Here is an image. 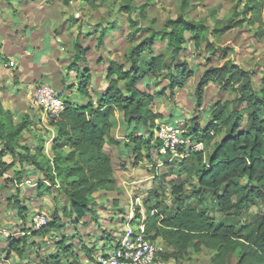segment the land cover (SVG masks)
<instances>
[{
	"label": "rangeland",
	"instance_id": "rangeland-1",
	"mask_svg": "<svg viewBox=\"0 0 264 264\" xmlns=\"http://www.w3.org/2000/svg\"><path fill=\"white\" fill-rule=\"evenodd\" d=\"M181 2L182 0H0V84L4 86L7 83L9 86L13 78H21L25 85V82H29L30 88L23 91L22 95L27 96L25 99L31 100L34 106L30 102L26 103V100L24 106L38 115L41 110L34 103L35 86L32 84L47 83L66 103L75 106L90 104L96 108L98 98L108 86L106 69L109 62L124 64L125 70L130 68L126 58L129 48L148 34V31L139 33L140 29L152 25L156 31H170L165 28V23L179 16L198 27L195 38L190 32H183L185 40L175 62L194 70L183 88H176L171 92L163 77L150 78L137 84V88L152 95L149 108L158 116L153 125L141 131V135L151 144L148 159L144 158L139 164H133L134 155L125 146L129 141L123 115L117 111L111 117L112 127L108 137L114 142H107L103 150L111 158L118 189L98 191L93 195L96 203L95 217L87 216L77 230H73L77 227V222L71 223L61 217L62 228L52 229L35 238L29 236L21 241L20 230L32 228L31 221L36 212H41L52 220L53 212L60 213L67 205L62 184L59 181L55 184L46 182L43 174L29 161H13L12 167L0 175V264H44L54 253L61 259L74 260L77 257H69L73 251L78 253V258L81 256L84 259L85 249L81 250V246L87 249L97 247L94 252L97 253L105 243L114 244L126 224L134 227L137 222L144 221L146 209L157 203L154 191L164 194V198L160 199V208L154 209V213H171L175 203L170 195V187L185 177V205L206 209L216 223L224 222L238 228L245 224H255L264 215L262 202L234 216L217 211L210 191L202 193V202L196 199L191 188L196 185V181L191 178L190 173V164L195 160H185L190 150H199L195 139L187 133L195 125L202 129L213 119L217 109L221 111L220 121L225 120L233 109V100L238 96L235 88L224 91L219 84L209 83L198 97L196 91L199 78L205 69L229 60L251 75L256 90L261 88L264 72V8L261 23L250 25L243 20L249 16L243 14L249 0H190L184 7ZM124 6H127V10L123 9ZM143 7L145 12L141 14L140 9ZM102 32L105 36L102 45H99L98 38ZM132 32H138L135 40L129 39ZM28 33L29 43L38 47L43 42V47L40 51L31 47L23 56L18 54L14 57L17 51L23 52L21 47L24 44L20 42ZM75 36L79 37L81 46L87 48L79 61L75 59L73 51ZM153 49L154 55L162 54L165 61H170L173 47L169 45L168 37L157 38ZM21 60L26 61L25 68L28 67L27 72L23 73L24 77L18 74L25 70ZM8 61H11L10 65L14 61V66L6 67ZM34 63L37 68L36 73L32 74ZM119 85L123 88L124 82L120 81ZM11 92L16 94L15 89ZM247 110L245 104L238 107V111L243 114L242 127L245 125ZM28 117L25 119L29 124L23 131V143H20L29 149L30 157L35 154V147L45 143L44 152L35 158L43 168L48 167L47 159L53 157L49 151L52 131L43 125L48 124V119L44 115L45 119L40 120L43 124L39 126L37 120ZM173 124L178 130L173 139L174 144L169 150L163 146L158 149L164 138L162 131ZM220 138L219 135L216 140ZM179 147H183L182 152L178 151ZM210 150V146L205 147L204 155ZM24 152L25 150L18 149L19 155L24 156ZM4 160L11 162L10 155L6 154ZM37 180H41V183L37 184ZM20 210H25L26 213L13 221V214L17 215ZM85 229L88 230L86 234ZM105 230L106 233H114L112 240L103 239ZM10 239L18 240L19 247H24L21 256L15 251L11 255L6 254L7 247L12 242L8 243ZM60 240H63L62 243ZM106 251L105 248L102 252ZM169 251L171 250H166ZM214 253L207 249L200 252L189 249L183 258H170L167 264H211ZM6 257H13V260H7ZM238 259L239 255L233 254L227 264H237Z\"/></svg>",
	"mask_w": 264,
	"mask_h": 264
},
{
	"label": "trees",
	"instance_id": "trees-1",
	"mask_svg": "<svg viewBox=\"0 0 264 264\" xmlns=\"http://www.w3.org/2000/svg\"><path fill=\"white\" fill-rule=\"evenodd\" d=\"M189 1L182 0L181 6L188 5ZM263 8L264 0H249L243 10V14L249 15L243 19L244 22L250 25L261 23ZM123 9L127 10V6ZM144 12L143 7L140 13ZM165 28L170 31H156L152 25L139 30V33L148 31V34L129 48L126 56L130 64L128 70L117 61L109 62L106 69L108 86L98 98L96 108L90 104L75 106L64 101L63 111L48 119L54 131L49 147L53 157L47 159L48 167L43 168L35 158L44 152L43 145L35 147V154L30 157L29 149L20 143L21 133L29 121L14 122L9 111L0 103V175L12 167L13 161H29L43 174L46 182L55 184L59 181L62 184L63 196L67 200V205L60 213L53 212L52 220L43 213L36 212L45 216L46 225L36 229L31 221V229L20 230L23 233L20 235L21 241L29 236L35 238L52 229L62 228L61 217L71 223L80 222L87 216L95 217L96 203L93 195L98 191L118 189L111 158L103 150L107 142H114L108 135L112 127L111 117L117 111L122 113L125 130H128L129 144L125 146L134 155L133 164H139L144 158L148 159L151 144L141 135V131L153 125L158 116L149 108L152 95L137 88V84L150 78L163 77L168 82L167 88L173 92L176 88H183L194 74V70L185 64L175 62L185 40L183 32L188 31L195 38L198 27L179 16L168 20ZM104 36L102 32L98 38L99 45H102ZM137 36L138 32H132L129 39L135 40ZM162 37H168L169 45L173 47L169 62L165 61L162 54L154 55L153 44L157 38ZM86 50L81 46L79 37L75 36V59L79 61L83 58ZM120 81L124 82L123 88L119 85ZM209 83L219 84L224 91L235 88L238 96L233 100V109L225 120L220 121L221 111L217 109L213 119L202 129L195 125L187 133L197 144L202 145L201 149L190 150L185 154V160H195L190 164L191 178L196 181V185L191 187L192 193L202 202V193L210 191L218 212L238 216L258 202L264 204V72L261 88L256 90L251 75L227 60L203 71L196 91L198 97ZM243 104L247 105L248 110L242 127L244 119L238 107ZM171 126L177 128L174 124ZM219 135L221 138L216 140ZM161 146L169 150L164 140L159 143L158 149ZM208 146L211 150L204 155V148ZM18 149L25 150L24 156L19 155ZM182 149L183 147H179L178 151L182 152ZM6 154L10 155L11 162L4 160ZM185 180L186 177L170 187V195L175 203L171 213H154V209L160 208V199L164 198V194L154 191L157 203L146 209L145 219L141 222L150 239H160L166 250H171L163 253V258L180 259L189 249L194 252L207 249L215 252L211 264H227L233 254L239 255L237 264H264V215L255 224H245L238 228L224 222L216 223L206 209L185 205ZM36 183H41V180ZM24 211L20 210L17 215L21 217ZM63 240L59 242L62 243ZM11 241L12 239L9 240ZM21 243L24 245V242ZM111 245L103 249L108 250ZM23 248L19 247L18 240L9 243V250L15 251L19 256L23 254ZM85 249L90 257V250ZM91 250H95V247ZM49 258L44 264H53L60 259L56 254Z\"/></svg>",
	"mask_w": 264,
	"mask_h": 264
},
{
	"label": "built area",
	"instance_id": "built-area-1",
	"mask_svg": "<svg viewBox=\"0 0 264 264\" xmlns=\"http://www.w3.org/2000/svg\"><path fill=\"white\" fill-rule=\"evenodd\" d=\"M12 65V63H11ZM34 103L47 119L57 115L64 109V100L53 87L41 83L34 87ZM163 130V129H162ZM178 130L173 126L165 127L162 131L164 144L170 147ZM199 149L201 144H197ZM32 221L36 229L46 225L47 219L43 214H36ZM166 252L160 239L152 240L144 232L143 224L132 227L130 224L122 230L116 242L106 252L92 255L91 259L74 261L70 258H60L54 264H167L162 254Z\"/></svg>",
	"mask_w": 264,
	"mask_h": 264
},
{
	"label": "crops",
	"instance_id": "crops-1",
	"mask_svg": "<svg viewBox=\"0 0 264 264\" xmlns=\"http://www.w3.org/2000/svg\"><path fill=\"white\" fill-rule=\"evenodd\" d=\"M14 21H16V22H18V20H16V18H14L13 19ZM24 31H26V29H24ZM27 32V31H26ZM44 40V39H43ZM42 40V41H43ZM20 43H22V44H24L23 45V48L21 47V50L23 51L22 53H20V52H18L17 51V53L16 54H14V57L16 56V55H18V54H20L21 56H23L27 51H28V49H30L31 47H33V48H35V49H37L38 51H40V49H41V47H43V42H40V44H41V46H33L31 43H29V33H28V35L26 36V38L25 39H23V40H21V42ZM13 57V58H14ZM26 58H28V57H26ZM44 59V58H43ZM5 61H7L6 59H4ZM9 62V61H8ZM11 62V61H10ZM10 62L9 63H7V64H5L6 65V67H13L14 66V64H15V62L13 61L12 63H13V65H10ZM23 62V63H22ZM25 62V63H24ZM42 62H44V61H42ZM42 62H40V63H42ZM20 63L22 64V67L25 69L24 71H19V73L18 74H21L23 77H24V74L23 73H25V72H27V66H26V68H25V64H26V61H24V60H21L20 61ZM36 68H37V65L34 63L33 64V66H32V74H35L36 72ZM30 71V70H29ZM15 74H16V70H15ZM77 76V75H76ZM33 78V77H32ZM22 79L20 78V79H15V78H13V81H11V83L9 84V86H8V84L7 83H5V85L3 86V85H1L0 84V103H1V105H2V107L5 109V110H8L9 111V113H10V116H11V119L14 121V122H19V121H21V120H26L25 118H27L28 116V119L30 118L31 120H37V124L39 125V126H41V124H43L42 122H40V120L42 121V119H45V118H43V116H44V114L40 111L39 112V115L37 114V112L36 113H32V112H34V110L33 111H29L28 109H27V107H25L24 106V100H26L25 102L27 103V102H30V103H32V101L31 100H28V99H25V98H28L27 96H23L22 94H23V91H25L26 89H29L30 88V83L29 82H25L26 83V85H28V86H26L25 84H23V81H21ZM27 81V80H26ZM30 81H31V79H30ZM31 83H33V82H31ZM32 86H36L35 84H32ZM16 90V94H12V92H11V90ZM29 94H30V92H29ZM27 105V104H26ZM32 105H33V103H32ZM34 106V105H33ZM46 117V116H45ZM46 120H47V118H46ZM45 120V121H46ZM31 122V121H30ZM47 122H48V124L47 125H45V124H43L45 127H47V129H51V131H52V136H51V138L50 139H52V137H53V133H54V131H53V126L52 125H50L49 124V120H47ZM27 128V127H26ZM26 129H24L23 131H25ZM23 131H22V137H23ZM45 132V131H44ZM41 140H42V138H41ZM22 143H23V140L21 141ZM1 145V144H0ZM45 145V143L43 144V146ZM1 147V146H0ZM50 147V146H49ZM50 151V150H49ZM12 160V159H11ZM8 162V161H7ZM10 162V161H9ZM28 175H31V174H28ZM25 213H26V211H24ZM29 212V211H28ZM28 214V213H27ZM16 216V217H15ZM35 216V215H34ZM20 217L18 216V215H14L13 214V221H15V219H19ZM67 220V219H66ZM22 221V220H21ZM68 221V220H67ZM81 222L82 221H80V222H77V223H75L76 225L75 226H77V227H74L73 228V230H77V228H78V226L81 224ZM126 226H127V224H126ZM125 226V227H126ZM124 227V228H125ZM19 228H20V226H19ZM18 228V229H19ZM123 228V229H124ZM86 232H88V230L87 229H85V234H86ZM78 233V232H77ZM76 232H74V234H77ZM21 234H23L22 232H19V235H21ZM114 235V233L112 234L111 233V231H109V233H106V230H105V232H104V237H103V239H107V240H112L111 239V237H114L113 236ZM118 235V234H117ZM110 236V237H109ZM98 241H99V239H98ZM97 241V242H98ZM8 243H9V241H8ZM7 243V244H8ZM105 246H109L108 245V242L107 243H105V245H102V249H100L97 253H94L98 248L97 247H95V250H91V249H89L90 251H89V254H90V257L87 255V253H86V249L85 248H83L82 246L80 247V249L82 250H84V252H85V254H86V256H85V258L84 259H82V257L81 256H79L80 258H78V253H75L74 251H73V253L71 254L72 256H69V257H77V258H74V261H76V262H78V261H81V260H85V259H91V257H92V255H96V254H99V253H101L102 252V250H103V248L105 247ZM98 247H99V245H98ZM101 247V246H100ZM55 252V251H54ZM13 253V251L12 250H9V245H8V247H7V251H6V254L7 255H11ZM55 254V253H54ZM17 258V257H16ZM19 258V257H18ZM17 258V259H18ZM6 259L7 260H13V257H6ZM23 264H25V263H23ZM28 264H30V263H28Z\"/></svg>",
	"mask_w": 264,
	"mask_h": 264
}]
</instances>
